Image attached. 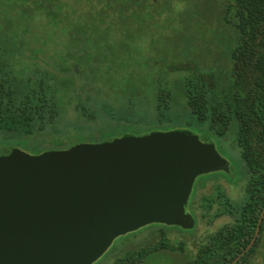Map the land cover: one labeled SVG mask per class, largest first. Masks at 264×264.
Here are the masks:
<instances>
[{"label": "trees", "instance_id": "16d2710c", "mask_svg": "<svg viewBox=\"0 0 264 264\" xmlns=\"http://www.w3.org/2000/svg\"><path fill=\"white\" fill-rule=\"evenodd\" d=\"M153 14L158 32L149 24ZM214 17L232 32L216 50L206 41ZM135 43L156 47L155 55L134 49ZM139 52L149 61L137 62ZM99 78L124 79H112L120 90L110 94L108 79ZM66 79L89 89L64 105ZM62 120L175 131L199 125L209 144L233 130L242 196L235 201L220 192L195 211L205 220L222 212L235 229L224 241L219 232L200 243L188 264L233 263L264 210V0H0V142L48 133ZM260 230L236 264H253L261 255L264 217ZM165 234L114 264L184 251Z\"/></svg>", "mask_w": 264, "mask_h": 264}, {"label": "water", "instance_id": "95a60500", "mask_svg": "<svg viewBox=\"0 0 264 264\" xmlns=\"http://www.w3.org/2000/svg\"><path fill=\"white\" fill-rule=\"evenodd\" d=\"M229 171L214 144L187 131L126 136L32 156L0 157V264H93L149 224L195 226L196 179ZM256 234L246 249L255 244Z\"/></svg>", "mask_w": 264, "mask_h": 264}, {"label": "rangeland", "instance_id": "374dc122", "mask_svg": "<svg viewBox=\"0 0 264 264\" xmlns=\"http://www.w3.org/2000/svg\"><path fill=\"white\" fill-rule=\"evenodd\" d=\"M177 3H181L183 5L181 1ZM149 18V24L152 28H154L155 31L158 32V25L160 24L155 26V23H157L159 16L157 14H153ZM173 19L175 23V17ZM174 28L175 25L173 24L170 34L175 40ZM207 29L206 41L210 43L213 50H216L219 41L222 44L226 42L232 35L231 30L224 27L221 22L219 23L215 17L212 18V21L208 25ZM212 30L214 32V36L210 35V31ZM221 46L223 47V45ZM132 47L140 51L150 50V52L155 55L156 47L154 46H140V43H135L132 44ZM141 55L144 56L142 52H139L138 56L135 58L137 62L143 63V61H149L148 57L144 56L143 58ZM139 71H142L141 68H139ZM151 74L152 72H149V75ZM104 79H108V91L111 94L112 92L114 93L120 90L119 86L114 83L113 80L118 81L124 78H99V81ZM165 80L173 81L174 79ZM98 82H96L95 85L98 84ZM85 89L88 90L89 87H83V83L80 79L78 81L66 79L65 87L63 90H61V98L64 99V105L69 103L66 98H72L76 93H82V91ZM113 124L115 123H111L110 125L108 123L77 125L75 122L62 120L48 133L23 138L22 140L0 142V153L2 151L3 154H6L7 152L17 149L29 155L37 156L46 152L65 151L77 145L110 142L126 136L144 137L152 133H168L175 131L174 128H169L167 126L154 128H130L122 127L121 125L112 126ZM186 130L199 136L202 142L206 141L204 138V135H208L206 128L197 125ZM212 141L216 145L220 155H222L224 159L228 161L231 171L208 173L201 175L196 179L192 194L189 198V203L186 207L188 213L194 217L195 226L193 228L186 229L184 227L169 226L157 223L146 225L136 231L117 237L108 250L93 264H114L118 258L127 253L135 251L146 245H152L160 242L162 240L163 231L166 232L165 235H167V238L170 241L169 243L172 245V247H178V245L183 244L184 251L169 250L154 252L146 258L144 264H188L189 259L197 251L198 246L202 242L205 234L204 231L206 220L201 217L199 210L195 211V208L198 206L202 209L205 198L207 200L214 199L216 195H218V193L222 192L223 190L226 191V194L230 200L233 199L236 201L242 196V189L240 186H238L241 168L240 148L237 144L235 132L232 130L225 138L220 140L212 138ZM263 256L264 254L259 255L258 258L254 260L253 264H264Z\"/></svg>", "mask_w": 264, "mask_h": 264}, {"label": "flooded vegetation", "instance_id": "af4514ba", "mask_svg": "<svg viewBox=\"0 0 264 264\" xmlns=\"http://www.w3.org/2000/svg\"><path fill=\"white\" fill-rule=\"evenodd\" d=\"M221 193H222V195L227 196L225 190H223ZM227 198L229 199L228 196H227ZM231 200H233V199H231ZM188 203H189V201H188ZM186 213L190 214V213H188L187 210H186ZM218 216L219 217H217L216 219H213V220L206 219V222H205L206 225H205V231H204L205 234H204V237H203L201 243H204V244L209 243L211 236H214L215 234H217L219 232H220V239H222V241H224L226 239V237L233 232V229H235V228H232L233 227L232 226L233 220L226 217L227 216L226 214L220 212V213H218ZM245 229L248 231V228H245ZM247 231H245V232H247ZM255 234H256V232H255ZM260 253H261V255L264 254V248L261 249Z\"/></svg>", "mask_w": 264, "mask_h": 264}]
</instances>
